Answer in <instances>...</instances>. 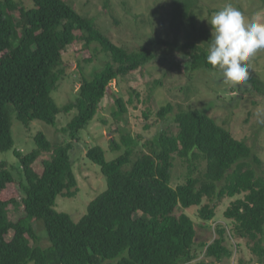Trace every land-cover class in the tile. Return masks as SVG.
Masks as SVG:
<instances>
[{
  "label": "trees",
  "instance_id": "obj_1",
  "mask_svg": "<svg viewBox=\"0 0 264 264\" xmlns=\"http://www.w3.org/2000/svg\"><path fill=\"white\" fill-rule=\"evenodd\" d=\"M30 1L31 7L0 0V152L13 151L19 158L24 173L19 187L25 194L21 202L24 215L13 220L9 207L20 203V191L9 187L16 176L8 161L2 160L0 264H193L197 229L186 210L197 206L201 218L211 221L226 197L237 196L225 210L232 235L249 239L256 263H264V172L256 167L262 161L246 140L236 138L200 108H182L175 117L177 132L158 131L143 145L148 152L136 158L137 141L126 133L120 143L111 139L112 151L125 147L113 160H107L101 145L89 147L87 156L100 165L108 188L90 202L78 222L57 210L59 196L75 197L80 190L70 155L72 141L80 139L109 95L117 107L114 118L123 120L128 104L139 100L140 93L130 87L128 103L111 91L113 82L135 73L145 76L147 65L157 60L161 49L130 50L116 44L66 0ZM175 5L174 24L179 31L187 29L186 43L179 44L177 39L163 43L180 45V53L189 58L194 71L214 68L206 60L207 46L199 42V35L211 38L210 31L196 21L197 0H175ZM78 42L84 44L85 62L94 59L87 53L94 43L109 60L91 76L82 71L78 97L61 105L55 93L67 76L65 53ZM173 109L167 103L158 118ZM74 110L76 114L63 128L70 133L69 142L55 144L39 131L34 137L37 148L25 155L15 148L13 115L30 129L36 119L56 125L60 114ZM176 155L188 163L189 175L175 188ZM203 161L204 173L195 176ZM34 219L45 222L50 247L38 245ZM216 233L214 241L203 246L207 257L220 262L233 251L227 244V227L219 225Z\"/></svg>",
  "mask_w": 264,
  "mask_h": 264
},
{
  "label": "rangeland",
  "instance_id": "obj_2",
  "mask_svg": "<svg viewBox=\"0 0 264 264\" xmlns=\"http://www.w3.org/2000/svg\"><path fill=\"white\" fill-rule=\"evenodd\" d=\"M66 1L81 15L93 20L96 26L116 44L130 50H138L145 46L152 51L156 47L161 51L157 60L147 65L145 76L135 73L113 82L111 91L124 97L128 103L130 87H136L140 93L139 100L135 98L133 103L128 104L129 111L123 120L117 121L114 118L113 112L117 107L114 97L109 95L102 101L95 120L83 130L80 139L72 141L70 155L80 190L75 197L59 196L57 210L70 214L78 222L88 212L90 202L108 188L107 178L100 165L87 156L89 147L101 145L107 160H113L124 152L125 147L123 146L122 150L112 151L111 139L114 138L120 143L121 137L126 133L137 141L134 145V158H136L142 151L148 152L143 145L158 131L177 132L175 117L182 108H200L208 111L236 138L246 140L262 161L261 164H256L259 173L264 172V49L257 50L247 61L249 67L247 81L242 84L224 83L218 68H200L194 71L189 58H184L182 51L180 53V45L176 42L170 45L163 43L175 39L179 44L186 43L187 29L179 31L174 24V13L177 8L175 0ZM16 2L28 7L32 6L30 0H16ZM229 3L238 8L247 19L264 22V0H197L194 8L196 21L210 31V38L211 26L205 18L210 19L212 13ZM206 37L199 35V42L200 45L208 48L209 39ZM82 48H85L83 42H78L70 46L65 53L67 76L55 93V98L61 105L78 97L83 73L91 76L95 71L103 68L109 60V56L94 43L87 52L93 54L94 59L87 63L84 60V53L81 52ZM169 102L173 105V111L163 119L158 118V111ZM76 112L74 110L70 114H60L56 125L36 119L30 129L13 115L12 131L15 148H19L24 155L37 148L34 137L39 131H43L55 144L62 145L69 142L70 133L63 128L67 127ZM144 112L149 113V117H146ZM2 160L8 161L9 168L16 176V182L9 187L20 191L18 197L20 203L9 207L10 217L17 220L24 215L21 202L25 194L19 187L24 180V173L19 158L13 151L0 152V162ZM39 162L41 163L39 160L37 164ZM174 164L172 186L176 188L187 181L189 166L178 155L175 156ZM198 165V169L194 172L195 176L202 175L206 169L205 161ZM127 167L130 168L131 164ZM237 197H226L217 207L216 216L211 221L201 218L197 206L186 210L194 219L197 229L194 247L196 258L193 264H200L202 261L207 264L256 263L257 258L250 247L252 242L246 238L233 236L231 221L225 216V210ZM207 202L206 199L204 203ZM32 224L39 236L38 245L43 248L50 247L51 241L45 222L34 219ZM219 225L227 227V244L233 251L231 257H225L220 262L207 257L206 248L203 246L214 241ZM8 238H11V235ZM32 243L36 242L32 241Z\"/></svg>",
  "mask_w": 264,
  "mask_h": 264
},
{
  "label": "clouds",
  "instance_id": "obj_3",
  "mask_svg": "<svg viewBox=\"0 0 264 264\" xmlns=\"http://www.w3.org/2000/svg\"><path fill=\"white\" fill-rule=\"evenodd\" d=\"M205 19L211 26L207 63L219 69L224 83L247 81V61L264 49V22L247 19L230 3Z\"/></svg>",
  "mask_w": 264,
  "mask_h": 264
},
{
  "label": "built area",
  "instance_id": "obj_4",
  "mask_svg": "<svg viewBox=\"0 0 264 264\" xmlns=\"http://www.w3.org/2000/svg\"><path fill=\"white\" fill-rule=\"evenodd\" d=\"M255 264H264V263H255Z\"/></svg>",
  "mask_w": 264,
  "mask_h": 264
}]
</instances>
